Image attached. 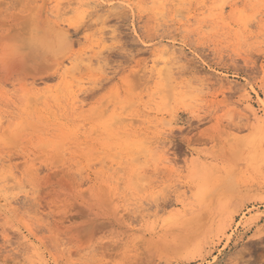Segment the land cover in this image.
I'll return each mask as SVG.
<instances>
[{
  "label": "rangeland",
  "instance_id": "obj_1",
  "mask_svg": "<svg viewBox=\"0 0 264 264\" xmlns=\"http://www.w3.org/2000/svg\"><path fill=\"white\" fill-rule=\"evenodd\" d=\"M0 264H264V0H0Z\"/></svg>",
  "mask_w": 264,
  "mask_h": 264
},
{
  "label": "bare ground",
  "instance_id": "obj_2",
  "mask_svg": "<svg viewBox=\"0 0 264 264\" xmlns=\"http://www.w3.org/2000/svg\"><path fill=\"white\" fill-rule=\"evenodd\" d=\"M262 126H263V124H262Z\"/></svg>",
  "mask_w": 264,
  "mask_h": 264
}]
</instances>
